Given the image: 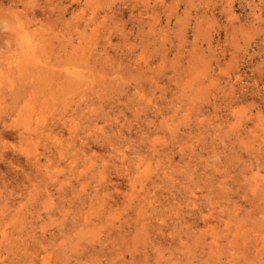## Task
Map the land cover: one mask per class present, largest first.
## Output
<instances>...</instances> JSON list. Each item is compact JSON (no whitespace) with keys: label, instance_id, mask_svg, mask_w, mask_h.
Instances as JSON below:
<instances>
[{"label":"rangeland","instance_id":"1","mask_svg":"<svg viewBox=\"0 0 264 264\" xmlns=\"http://www.w3.org/2000/svg\"><path fill=\"white\" fill-rule=\"evenodd\" d=\"M0 264H264V0H0Z\"/></svg>","mask_w":264,"mask_h":264},{"label":"bare ground","instance_id":"2","mask_svg":"<svg viewBox=\"0 0 264 264\" xmlns=\"http://www.w3.org/2000/svg\"><path fill=\"white\" fill-rule=\"evenodd\" d=\"M73 72H76V73H77V71H76V70H73Z\"/></svg>","mask_w":264,"mask_h":264}]
</instances>
